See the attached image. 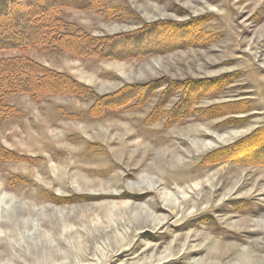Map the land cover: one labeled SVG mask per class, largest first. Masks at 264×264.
<instances>
[{"label":"rangeland","instance_id":"obj_1","mask_svg":"<svg viewBox=\"0 0 264 264\" xmlns=\"http://www.w3.org/2000/svg\"><path fill=\"white\" fill-rule=\"evenodd\" d=\"M108 6L126 20L82 11L63 19L94 36L151 29L148 47L138 43L144 54L77 60L30 52L86 91L36 103L15 96L17 115L0 122V264H264V148H242L240 163L216 155L206 164L209 153L264 128V0ZM200 32L215 38L201 45ZM229 74L196 108L233 104L231 114L172 126L158 118L176 101L157 109L167 85L197 90ZM151 85L163 87L144 102L86 117L96 98ZM232 118L238 122L217 127Z\"/></svg>","mask_w":264,"mask_h":264},{"label":"trees","instance_id":"obj_2","mask_svg":"<svg viewBox=\"0 0 264 264\" xmlns=\"http://www.w3.org/2000/svg\"><path fill=\"white\" fill-rule=\"evenodd\" d=\"M110 1L0 0V53L15 52L17 54L13 57L0 58V122L17 115L18 109L10 103V100L15 96H27L36 103L53 96L80 97L86 91L85 86H80L66 74L50 70L32 60L29 57L30 52L58 51L77 60H124L144 54V52L139 53L148 47V43L144 41L143 37H147L145 33L152 32L151 29H148L147 32L145 30L144 34L142 31H138V33L129 35L94 36L63 19L65 11H82L95 13L107 22L126 20V16H121L118 8L108 6ZM130 15L132 16V14ZM180 27H184V25ZM164 31L169 32L170 29ZM200 33L202 35L201 45H207L215 38L210 34ZM195 37H197V32ZM140 41H144V44L141 43L142 50L139 51L140 44L138 43ZM231 76L233 75L229 74V76L216 78L213 87H208L207 82H212L213 79H211L197 90L186 83L173 84L170 85L171 88L167 85L169 90L165 88L159 95L157 109H163L162 107H165L174 98L176 101L167 113L159 114L158 118L166 116L168 126H172L190 119L204 122L220 118L227 113L231 114L234 109L233 104L228 106L230 110H223L225 106L222 105H212L206 109L196 108L204 96L207 94L210 97L214 96L216 93L211 92L212 89L225 84L223 80ZM162 87L137 86L131 92L125 93V90H122L115 94L101 96L94 100L86 112V117L98 119L104 116L105 113L102 112L105 110L118 111L129 106L131 102H144ZM155 112L156 108L152 113L154 116ZM227 122H238V120L228 119L218 124L217 127H221ZM242 142L247 143L238 148ZM244 147H246V153L249 150L258 152L263 149L264 128L255 130L247 138L228 147L209 153L207 157H210L211 160L206 164L214 163L213 159L216 160V155L219 156V159L221 157L223 160L240 163L238 159L245 156L243 153L245 150L242 149ZM7 152L12 155L11 151ZM4 153L5 151L0 146V156H3ZM224 156L226 158H222Z\"/></svg>","mask_w":264,"mask_h":264},{"label":"bare ground","instance_id":"obj_3","mask_svg":"<svg viewBox=\"0 0 264 264\" xmlns=\"http://www.w3.org/2000/svg\"><path fill=\"white\" fill-rule=\"evenodd\" d=\"M196 137L198 136V134L197 135H195ZM218 140H220V141H222V139H218ZM213 142H215V140L213 141ZM133 146V145H132ZM135 148V147H134ZM137 149V148H136ZM174 154H178V153H176V152H174ZM180 155L182 156L181 158H184V153H179V156H178V158L180 157ZM174 157V156H173ZM165 187H168V185H164ZM194 186H195V188L197 189L198 188V184H194ZM194 187H189V189H193ZM166 192H164V194H165ZM163 194V193H162ZM163 194V195H164ZM172 195H174V194H172ZM166 198H171V197H173V196H171L170 194H166ZM164 197V196H163ZM163 199H165V197L163 198ZM165 203V202H164ZM177 203V202H176Z\"/></svg>","mask_w":264,"mask_h":264}]
</instances>
